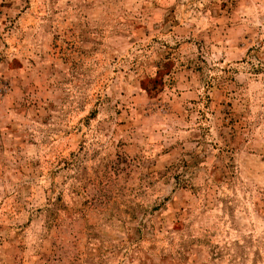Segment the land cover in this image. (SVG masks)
Listing matches in <instances>:
<instances>
[{"label":"rangeland","instance_id":"obj_1","mask_svg":"<svg viewBox=\"0 0 264 264\" xmlns=\"http://www.w3.org/2000/svg\"><path fill=\"white\" fill-rule=\"evenodd\" d=\"M0 264H264V0H0Z\"/></svg>","mask_w":264,"mask_h":264}]
</instances>
